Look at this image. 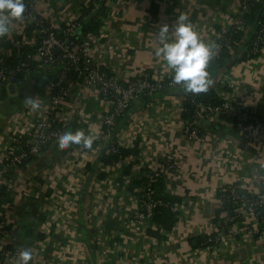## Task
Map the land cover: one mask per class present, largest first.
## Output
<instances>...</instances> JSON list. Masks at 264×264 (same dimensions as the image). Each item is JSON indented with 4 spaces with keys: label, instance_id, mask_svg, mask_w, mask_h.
Listing matches in <instances>:
<instances>
[{
    "label": "crops",
    "instance_id": "crops-1",
    "mask_svg": "<svg viewBox=\"0 0 264 264\" xmlns=\"http://www.w3.org/2000/svg\"><path fill=\"white\" fill-rule=\"evenodd\" d=\"M85 1H50L41 12L51 23L69 22L82 13ZM239 1L110 2L113 16L108 29L127 37L129 50L124 60L111 57V70L120 69L123 78L143 73L162 76L167 72L163 68L165 61L156 55V50L162 46L159 30L163 25L172 26L180 15H187L201 39L210 42L224 15L235 11ZM10 28V33L0 38V56L16 52L19 45L23 50L25 44L35 46L33 30L23 22L12 20ZM248 41V37H243L240 49L246 51ZM241 52L233 56L228 67L210 72L214 81L210 88L217 95L225 89L236 107L264 118V52L252 61L241 60ZM42 80L0 93V133L12 114L26 104V98L40 91ZM146 103L142 100L135 104L120 119L112 137V141L128 149L136 141L140 143L139 162L129 175H123L128 161L115 169L114 162H106V152L77 154L71 148L64 156L51 145L38 157L27 160L15 174L14 187L8 190L10 201L2 203V216L10 226L5 241L22 249L31 248L35 264H264V237L220 256L198 252L196 241L194 245L189 241L190 229L209 228L224 216L225 204L218 196L222 189H262V181L258 180H264V129L240 130L222 123V127L236 133L228 140L215 135L214 127L208 123L204 126L200 122L204 133L210 135L202 148L185 134L187 120L179 95L165 91L152 99L153 108H147ZM100 108L94 99L82 101L84 115H92ZM78 124L75 120L71 127ZM168 154L174 156L178 169L166 178L167 192L184 198L183 218L169 238L155 239L149 234L145 237L143 226L128 220L136 209L128 181L138 177L137 167L144 166L140 173L147 174L161 168L160 163ZM62 157L66 160L60 164V176L55 178V162ZM74 158L76 162L72 161ZM68 183L75 184L73 191L78 190L77 195L64 194L60 213L47 209L48 203L40 197L44 187L56 185L53 188L61 189ZM107 253H111L109 260Z\"/></svg>",
    "mask_w": 264,
    "mask_h": 264
},
{
    "label": "built area",
    "instance_id": "built-area-1",
    "mask_svg": "<svg viewBox=\"0 0 264 264\" xmlns=\"http://www.w3.org/2000/svg\"><path fill=\"white\" fill-rule=\"evenodd\" d=\"M50 1L55 0L24 1L26 11L24 18L19 21L23 22L26 28L33 30L35 52L25 53L19 45L16 52L0 56V93L11 87H21L35 83L41 78L45 79L42 89L33 96L41 104L40 109L33 111L29 105L24 104L12 114L0 133V189L5 187L9 190L14 187L17 181H15L16 176L12 174H16L28 159L41 155L49 144L58 143L60 134L70 130L75 120L79 121L80 129L95 137V141L92 149L78 146L71 147L72 150L77 154L100 155L106 152L116 155L119 159L114 162L113 168L124 166L125 161L119 156L120 149L124 146L112 141L120 119L141 100L149 98V101L145 100L146 107L153 108L152 99L158 93L166 89L183 90L181 85L173 83V74L170 72H165L159 77L143 73L132 78H123L120 69L111 70V57L114 55L124 60L129 50L126 49L127 37L108 29L107 24L113 16L109 4L106 15L100 14L98 17L103 23L100 33L90 34L77 40L82 13L69 22L51 23L41 12ZM101 1L86 0L85 4L90 6L91 2L95 3L92 12H96L101 8ZM260 2L261 0H240L235 11L224 15L219 28L213 32L210 40L216 46L213 59H218L225 49L235 55L234 45L242 47V42L233 41V36L235 33L248 30L245 19L252 12V5ZM255 37L246 61H252L264 52V25L256 32ZM9 58L12 59L13 65L8 62ZM177 91L174 94L179 95L184 101V96ZM218 97L221 101L220 105L198 103L195 122H184L185 134L191 142L201 144L200 147L204 148L209 138L207 136L210 135L204 133V128L200 127L199 123L202 122L204 126L205 123H213L222 127L223 124L228 125V122L222 120L227 114L238 117L236 126L240 130L245 127L264 129V118L249 109L236 107L232 96L225 89L218 94ZM83 99H94L101 108L92 115H84L81 110ZM158 110L156 109L157 112ZM76 159L72 161L76 162ZM65 160L66 158L62 157L55 162L53 172L55 178L60 176L59 167ZM74 162L70 161L72 164ZM65 164L70 165L67 162ZM160 164H162L161 168H154L147 174L150 188L161 179L166 180L178 169L174 156L170 154L165 156ZM142 168H136L139 170V175ZM258 181H262L261 190H249L242 194L238 188L231 187L220 191L225 195L227 202L232 201L234 209L230 210L225 206V214L218 224H211L209 228L190 229L189 241L198 237L205 239L199 246L198 252L208 251L220 256L226 251L264 237V180ZM72 182L78 185L77 180ZM70 183L63 184L61 189L53 188L56 185L44 187L40 197L48 203L47 209H54L60 213L64 194L77 195L78 190L73 191L75 184L69 185ZM134 198L136 209L128 220L142 225V233L146 237L150 229L158 230V226L153 222L155 211L158 206L165 204L155 198L153 190L143 197ZM2 203L0 197V264H18L19 252L22 248L5 241L6 231L10 226L2 216ZM182 208L183 204L171 205V209L180 214L179 221L183 218ZM176 229L177 225L171 233ZM110 256L111 253H107L106 258L109 260ZM30 264L35 263L31 261Z\"/></svg>",
    "mask_w": 264,
    "mask_h": 264
},
{
    "label": "trees",
    "instance_id": "trees-1",
    "mask_svg": "<svg viewBox=\"0 0 264 264\" xmlns=\"http://www.w3.org/2000/svg\"><path fill=\"white\" fill-rule=\"evenodd\" d=\"M93 1V0H92ZM114 0H102L101 1V8L99 11L92 12V9L94 8L95 3L90 4V6H87L85 3H83L81 12L82 17L80 19L81 27L78 30L77 33V40L87 36V35H98L103 28V23L101 20L98 19L100 14L106 15L108 12V4ZM246 25L248 26L249 31L246 32H238L235 33L233 36V41H239L242 42L243 37H248V46L247 50L243 51L240 49V47L235 48V54L240 53L242 51V57L241 60H245L247 58L248 52L250 50V45L252 41L256 38V32L264 25V0H261L260 3H256L252 5V12L250 15H248L245 19ZM76 41V38H74ZM36 50V47H31L29 44H25V49L23 50L25 53H34ZM233 54L231 51L225 49L222 51L218 59H212L209 65V73L214 70L223 69L229 66V63L233 59ZM8 62L10 64L13 63L12 59L9 58ZM13 65V64H12ZM22 77V75H20ZM40 88V87H39ZM42 89V86L40 90ZM169 91L170 93L174 94L177 90H171L166 89L162 92ZM39 92V91H38ZM160 92V93H162ZM178 94H182L184 96V113L183 117L185 120H187L190 123H194L196 120V114H197V104L202 103L206 105H220L221 101L218 95L215 93L213 88H209L207 92H203L200 94H190L186 93L183 90H178ZM159 94V93H158ZM146 101H149L150 99H145ZM222 120L225 122H228V124L232 126H236L238 122V117L227 114L222 117ZM72 131L80 130V128L76 125L70 128ZM52 144H49V146L45 149H49V147ZM80 145H73V147H78ZM124 161H128V164L126 165V168L123 171V175H129L131 174L132 168L135 164L139 162V156H140V143L135 142V145L133 148H121L120 149V155ZM106 162H115L118 161L119 157L116 155H106ZM35 158V157H33ZM31 158V159H33ZM27 162V161H26ZM25 162V163H26ZM13 176L15 173L12 174ZM129 182V189L130 192L134 197H143L146 195L149 191L153 190L155 194V198L161 200L164 202L165 205L158 206L155 211L153 222L156 226H158V230L150 229L149 235L152 238L155 239H166L169 238V235L174 230L175 226L179 222L180 214L174 212L171 209V205L174 204H183L184 198L178 196V195H172L167 192V185L166 180L161 179L159 182L154 184L151 188L148 187V178L147 173L143 172L138 177H134ZM242 194H245V192H241ZM219 198L224 201L225 206H228L230 210L234 209V205L232 201L227 202V199L225 195L220 193ZM0 197L2 198V201H10L11 197H9V191L7 188L2 187L0 189ZM170 205V206H168ZM7 229V233H8ZM197 241V246L199 247L202 242L205 241L203 237L198 238H192L190 243L194 245V241Z\"/></svg>",
    "mask_w": 264,
    "mask_h": 264
},
{
    "label": "clouds",
    "instance_id": "clouds-1",
    "mask_svg": "<svg viewBox=\"0 0 264 264\" xmlns=\"http://www.w3.org/2000/svg\"><path fill=\"white\" fill-rule=\"evenodd\" d=\"M26 11L24 0H0V38L11 31L12 20H22ZM161 47L156 50L158 57H163L165 71L173 74V83L181 85L186 93L200 94L207 92L214 81L208 71L210 62L215 55V44L201 39L199 32L187 15H180L172 26L163 25L159 30ZM25 103L33 111L39 110L41 104L33 97ZM95 137L84 130L64 131L58 137L59 149H70L80 145L92 149ZM34 253L31 248L19 252L18 264H30Z\"/></svg>",
    "mask_w": 264,
    "mask_h": 264
},
{
    "label": "water",
    "instance_id": "water-1",
    "mask_svg": "<svg viewBox=\"0 0 264 264\" xmlns=\"http://www.w3.org/2000/svg\"><path fill=\"white\" fill-rule=\"evenodd\" d=\"M44 82H45V79L39 83V86H42L44 84ZM208 125L211 127H214V134L221 137V138L232 140L233 139L232 136H234L236 134L235 131H233V130L231 131L228 128L220 127V126L213 124V123H208ZM52 145H53L54 149L56 148L57 150H59V152L63 153L64 156H66L69 153V149H59L57 146V143H53ZM28 160H30V159H28Z\"/></svg>",
    "mask_w": 264,
    "mask_h": 264
}]
</instances>
